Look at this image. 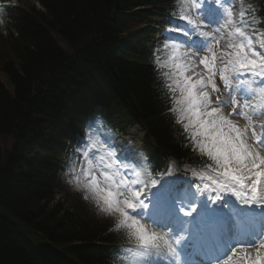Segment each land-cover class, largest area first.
<instances>
[{"label": "trees", "instance_id": "trees-1", "mask_svg": "<svg viewBox=\"0 0 264 264\" xmlns=\"http://www.w3.org/2000/svg\"><path fill=\"white\" fill-rule=\"evenodd\" d=\"M38 1L46 14L10 6L6 21L17 36L0 34V264H114L121 234L79 199L70 208L52 203L57 185L35 165L52 152L57 112L94 103L112 120L140 123L158 165L171 155L194 162L163 114L170 97L149 65L147 29L129 32L142 14L134 9L149 15L167 0Z\"/></svg>", "mask_w": 264, "mask_h": 264}, {"label": "snow or ice", "instance_id": "snow-or-ice-1", "mask_svg": "<svg viewBox=\"0 0 264 264\" xmlns=\"http://www.w3.org/2000/svg\"><path fill=\"white\" fill-rule=\"evenodd\" d=\"M210 4L219 8L218 0H181V13L172 18L169 27L161 36L162 40L172 41L170 45L164 47L178 49L183 46L188 49L185 55L193 69L197 67L194 60L199 58V64L208 71L206 80L197 79L190 83L185 79L180 91L181 98L175 103L185 106L177 109L180 114L178 122L187 119L188 123L184 124V128L187 130L191 126L194 129V139L204 138L200 142L201 150L206 151L220 169L216 178L209 177L213 185L212 194L199 200L191 198V203L186 200L181 203L178 199L179 188L169 187L165 190L158 187L160 180L157 179H152L150 184L146 183L141 187L140 183L127 173L117 180L114 175L105 172L104 179L109 182V186L102 188L91 169L92 161L88 159V141L84 134L80 141L75 142V147L80 151L70 154L73 162L68 165L69 175H72L71 170L77 167L81 160L86 162L87 166L81 169L80 176H76L77 185L81 184L82 176L83 188L91 191L99 201H102L103 210L118 214L117 227L123 226L130 230L140 250L138 254L149 258L145 264L151 262L159 264V259L163 256L177 255L174 244L185 248V252L190 254L194 247L191 239L193 231L197 235H209L213 249L218 250L224 244L225 238L231 235L234 206L256 205L258 208H264V203L257 204V201L264 202V189L260 187L264 183V158L255 154L245 143L244 132L229 119V116L242 114L238 111V99L249 101L254 94L247 92L242 85L230 84V78L237 82L253 78L254 82L258 81L260 85H264V59L257 61V53L250 43L229 45L234 47V52H221L217 55L212 51L211 46L215 40L212 29L218 28L224 17L222 14L217 22H209L205 18L204 10ZM231 15L229 12V16ZM237 32L244 36L240 29H237ZM246 48L249 51L246 52ZM209 52L212 53L211 57L208 55ZM201 54H204L202 58ZM216 61L222 65L218 70L211 66L215 65ZM217 75L227 91L224 98L219 95ZM172 91L174 92L175 88ZM260 96L264 98V87H260ZM228 104L233 106V111L224 115L220 106ZM260 143L264 145V140ZM108 167L111 168L112 165ZM208 187L204 185L205 192ZM247 192L251 195L248 196ZM185 195L194 197L195 193L189 192ZM232 196H235L239 203L232 200ZM142 216H146L151 224L162 231L150 230L138 218ZM194 216L198 217L195 225L181 223L182 220L191 221ZM185 217L190 219L186 220ZM180 231L187 233L185 239L179 237ZM255 243H237L216 261L219 262L227 256L231 262L233 256L239 255L237 264H264V253H261L259 248L254 258L248 252L237 251L238 247L250 248ZM260 248H264V243L260 244ZM229 253L231 255H228Z\"/></svg>", "mask_w": 264, "mask_h": 264}, {"label": "rangeland", "instance_id": "rangeland-1", "mask_svg": "<svg viewBox=\"0 0 264 264\" xmlns=\"http://www.w3.org/2000/svg\"><path fill=\"white\" fill-rule=\"evenodd\" d=\"M255 1L258 2L259 0H255ZM240 14L241 13H237V15H240ZM163 27L164 26H157L156 27V29H155L156 37L152 41L151 46H150L153 49L154 55H156L158 58H160V60L158 62L159 66H162V67L170 66V67L174 68V73L178 74V75L186 74L185 77L183 78V80L188 79L190 77V74L198 77V79H204V77L207 78L208 71L206 68H204L203 65L199 64V58L194 60V64L197 65V67H195V69H192V72H190V73L187 71V67H184V63L180 64L179 62L176 61L177 57L179 55V52H180L179 48L178 49H172L170 46L164 47V45H170L172 43V41L162 40L161 34L163 33V30H162ZM227 30H229V32L231 31L227 25H221L220 28H214V32H215L214 35H215V41H216L214 47L218 46L220 49V47L222 46L223 40L225 39V36L227 34ZM222 34H224V35H222ZM230 34L232 35L231 32H230ZM230 34H229V37L227 40L228 45L234 46V45L239 44L238 40L236 39L237 33L233 34L232 40H230ZM212 51H214L213 48H212ZM214 52H216V54H218L217 51H214ZM209 55L211 56L212 53L209 52ZM202 56H203V54H201L200 58H202ZM185 62H187V64L190 65L188 59ZM177 65H179L180 67H177ZM211 66L213 67L214 65H211ZM194 72L196 73V75H194ZM158 92H159V90H157V93ZM167 130H170V129L167 128ZM126 134L128 136H126L124 138L125 141L131 140L132 138H135L136 143L141 136V134L137 130H130ZM85 137H87L90 140H94L96 142L101 141L102 136L100 133L99 126L96 125V126L92 127V125H86ZM177 140H178L177 138L173 137V141L178 142ZM200 142H201V140H200ZM184 143L189 146V144L186 141H184ZM186 145H185V147H187ZM199 146H200V144H199ZM115 147H116L115 154L119 156V160L117 162V165L115 166V163H116L115 159H111L110 162L108 161V159H105L103 161V163H105L106 166H108V165H112V167L115 166V169H116L115 170V177H116V179L118 180L120 176L127 173V175L130 176L133 180L138 181L140 183L141 187H143L146 183L150 184V182L153 178L148 177L147 169L144 168V163H142V161H140V157L135 159L133 161V164H128V162L130 160H132L133 157L131 156V154H128V153L127 154H125V152L121 153L122 150H125V144H123V146H119V147H117V145H115ZM79 151H80L79 149H76V150H72L71 153L72 152H79ZM70 154H69L67 159H63L64 161H63L62 169H61L63 176L67 179V181L70 184L67 187L68 189L64 188L62 190L61 196L59 195V197H57L58 199H56V200L58 201L60 199V201L62 200V202H64V199L67 196H72V195L76 196L74 194H76V191H78L80 194L85 193L87 196H89V198L92 200V202H94V203L96 202L97 204H100L104 208L102 201H99L98 198L96 196H94L91 191H87L83 188V186H82L83 177L82 176H81V184L79 186L76 183V176L71 177V179H69L67 177L68 173H69L68 165L73 162V158L71 157ZM120 157L123 158L125 161H127V168L121 163ZM86 166H87L86 162L84 160H81L79 165L74 168L78 172L77 176H80L81 169L86 167ZM101 166H102V163L100 161H92V163H91V168H93L95 170L94 174L96 175L98 181L100 182V187L107 188L109 186V182L105 181L104 172L100 168ZM206 174H207V172L205 170L191 171L187 167H184L181 165H176V164L171 162L169 169H168V172H166L164 175H162L158 179L170 178L171 183L176 181V182H178L177 183L178 187H183V182H182L183 178L182 177L184 176L187 180L188 185H189V183H192L193 181H195V179H197L202 185L211 186L212 185L211 180L209 179V177ZM184 189H185V193H189V191L185 187H184ZM113 190H115L114 186H113ZM56 200L55 201L52 200V203L56 202ZM51 207L52 206H50L49 209ZM109 214H111L113 216H118V214H112V213H109ZM144 224L150 230L162 231V230L154 229L153 227L152 228L149 227L146 224V222ZM120 228H127V227L122 226ZM26 236L29 237L28 234H26ZM175 238L176 237H173V239H175ZM125 250H126V254L128 255V257L132 258L133 264H138L133 259V257L138 256L136 248L129 246ZM146 260H149V258L143 257L142 261H141L142 264H145ZM151 264H155V262H151ZM159 264H164L162 262V258L159 259Z\"/></svg>", "mask_w": 264, "mask_h": 264}, {"label": "bare ground", "instance_id": "bare-ground-1", "mask_svg": "<svg viewBox=\"0 0 264 264\" xmlns=\"http://www.w3.org/2000/svg\"><path fill=\"white\" fill-rule=\"evenodd\" d=\"M20 161H21L24 165H26V163H27V162H26V156H22V157L20 158ZM19 164H20V163H19ZM23 164H22V165H23ZM196 236H197V234L193 232V234H192L191 237H192V238H196ZM49 240H50V239H49ZM193 251H194V249H192L191 253H192ZM253 258H254V256H253ZM239 259H240V258H238V257H237L236 259H232V261H231L229 264H237V262L239 261ZM179 264H180V263H179Z\"/></svg>", "mask_w": 264, "mask_h": 264}]
</instances>
